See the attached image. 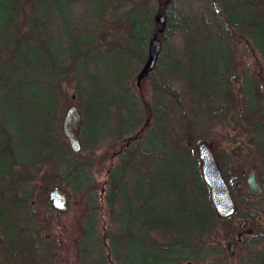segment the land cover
<instances>
[{"label": "trees", "instance_id": "obj_1", "mask_svg": "<svg viewBox=\"0 0 264 264\" xmlns=\"http://www.w3.org/2000/svg\"><path fill=\"white\" fill-rule=\"evenodd\" d=\"M190 1L0 0V264H55L57 246L39 235L33 204L59 215L47 193L60 183L62 189L70 184L68 197L78 194L88 211L76 254L84 263L101 216L115 228L105 231L106 254H98L93 264H174L175 252L191 256L194 242L218 226L225 240L235 237V221L257 229L254 206L264 202L262 193L252 198L232 186L228 171L235 170H227L225 160L232 158L219 151V168L236 209L217 218L192 152L208 139L211 126L235 122L250 139L245 156L259 159L253 169L264 184V114L255 90L229 108L230 79L237 75L231 43L250 41L264 63V0H192L194 10ZM181 2L187 11L178 7ZM155 14L163 15L165 24L157 34L163 37L159 75L150 81L152 100L146 104L127 84L146 56ZM107 16L127 26L125 38L121 29L101 31ZM110 44L139 55L128 60L126 71L115 67L101 76L97 63ZM72 104L82 112L81 149L75 154L60 132L61 116ZM112 154L116 162L104 168L106 189L99 196L103 190L91 169ZM101 172L99 167L96 173ZM251 238L244 235L237 244L252 248L264 241ZM254 264H264V252Z\"/></svg>", "mask_w": 264, "mask_h": 264}, {"label": "rangeland", "instance_id": "obj_2", "mask_svg": "<svg viewBox=\"0 0 264 264\" xmlns=\"http://www.w3.org/2000/svg\"><path fill=\"white\" fill-rule=\"evenodd\" d=\"M192 4V9L195 6V2L190 1ZM178 7L183 8L187 11V8L183 2H181ZM194 10V9H193ZM192 12V10H189ZM193 14V12H192ZM152 32L148 35L146 43L150 40L156 28L153 26L152 17L150 18ZM104 34L106 33H115L118 29H121L122 37L125 38L129 32V29L126 25L121 24L120 22H116L112 19L111 16H107L104 18L103 23L100 25ZM158 39L162 42L163 37L158 36ZM138 40L134 39L131 44L132 46H136ZM170 40H166V44H169ZM121 48V47H120ZM222 51L223 48H220ZM103 50L107 53L104 57L102 63H97V66L100 67L99 74L109 76L110 73L108 69L114 71L115 67L120 68L123 71H126L130 66L131 62L129 59H135L138 57V53L129 54L125 48H119L115 46V44H110L108 46L103 47ZM231 52H232V69L236 74L231 76L229 92L231 94L232 101L229 105V108H237V104L240 99L243 98L244 94L247 90H255L256 92V106L259 109H262L264 114V63L260 60L257 52L253 49L252 43L248 41V43L234 41L231 43ZM141 54V53H140ZM114 59L115 62L111 61ZM122 60L123 65L121 66L117 61ZM145 60V56L143 62ZM142 62V63H143ZM142 63L138 66L140 69ZM103 65H106V69L103 68ZM160 65V63H159ZM159 65H156L154 70L149 73L148 78H145L140 82L139 88L135 87V74L129 80L127 84L128 87L141 95L143 101L146 104H151L152 93H151V85L150 81L152 78H156L159 75ZM105 71V72H104ZM237 78L238 81L235 83L234 79ZM68 95H72V90H67ZM74 103H76L75 99H73ZM75 105V104H74ZM76 106V105H75ZM80 117L82 116V112L79 108H77ZM245 126L246 124L243 123ZM242 125V124H241ZM208 139L205 141L207 144L211 146V152L215 159L217 160V153L223 151L226 156H229L232 159L226 158V164L228 169H234L235 172L228 171L230 175L231 185L234 186L236 183L239 184L240 193H246L245 187V178L247 173L252 170L259 163V159H251L246 157L248 150L251 148L249 137L245 136L244 131L238 125H235V122L230 120L224 121L222 124H216L211 126L208 130ZM231 137L228 139L227 137ZM119 142L115 145L112 150H109L110 153H113L118 149ZM106 147H102L99 151L97 157L101 156ZM112 156L109 160L103 162L100 165H95L92 167V176L93 178L103 186L102 183L106 179V175L104 174V168H107L108 165H114L116 162V158ZM241 155V161L233 162L237 156ZM192 156L196 158V151L192 152ZM96 157L97 162L99 158ZM197 159V158H196ZM240 160V158H239ZM218 161V160H217ZM100 167L103 172L98 175L96 170ZM255 172V171H254ZM256 181L262 187V197L264 198V184L259 182L258 175L255 172ZM264 181V177L262 178ZM59 179H57L58 181ZM59 182V181H58ZM62 183L53 185L52 187H56L59 191L65 192L67 197V209L60 213L59 215H54L53 213H49L48 208L43 207L42 205L33 204L34 213L36 215L35 224L37 225L38 233L42 237H47L49 239H53L56 248L53 249L54 252V261L55 264H93V261H98V254L102 251V254H106V244H108V236L106 234V230L109 229L110 226H107L106 217L98 218V223L95 227L96 235L94 236V244L92 246V251L90 255L86 258L85 263L83 260H78L77 257V246L78 239L81 238V228L84 221L88 218V211L83 208L81 205L83 203V199H80L78 194H74L68 197L72 192V188L70 184H67L64 189L61 187ZM39 184H36V188L38 189ZM106 187H102L99 196H103ZM48 190V191H49ZM34 199H37V190H33ZM40 197V196H39ZM257 211V216L254 218L255 227L257 229H252V238L254 239L257 236L261 238L264 237V202L262 201V205L254 206ZM239 221H235L234 225L236 226ZM224 227V226H223ZM222 227V229H223ZM115 227H110V230L114 232ZM262 232V234H261ZM261 234V235H259ZM259 238V237H258ZM231 240V238H230ZM230 240L224 239V233L218 226L216 232L212 235H205L200 240H196L194 242L195 248L191 249L192 255L184 254L183 251H177L174 253L172 262L174 264H254L255 260L258 257V253L264 252V241L257 246L252 248H244L239 244L235 245L232 249L231 256L228 255L227 250L225 249V245L230 242ZM198 243V244H197ZM200 244H204L207 246H212L213 249L198 251L200 248ZM112 257V256H111Z\"/></svg>", "mask_w": 264, "mask_h": 264}, {"label": "water", "instance_id": "obj_3", "mask_svg": "<svg viewBox=\"0 0 264 264\" xmlns=\"http://www.w3.org/2000/svg\"><path fill=\"white\" fill-rule=\"evenodd\" d=\"M155 24L160 28L156 30L150 40L147 42L145 60L135 75V86L138 88L140 82L144 80L147 75L154 68L156 59L160 53L161 42L157 37V34L162 32V27L165 24V17L160 14H155L152 17ZM237 78L234 79L236 83ZM81 126V117L78 113L75 105H69L65 108L60 119V132L63 136L68 149L72 153H78L81 149L79 139V129ZM196 158L199 161V175L203 184L208 189V200L217 218L225 219L233 215L235 212V204L231 198L229 189L222 176V172L219 168L218 161L215 159L211 152V146L205 141H201L197 144ZM236 189H239V184H235ZM246 193L249 197H258L262 193V187L256 181L255 172L250 170L245 178ZM47 200L50 208L54 212L62 213L67 209V197L65 192L59 191L56 187H52L47 193ZM245 220H241L238 225V231L236 238L225 245V249L229 256L232 254V249L236 243L240 241L241 235H250L251 229L246 228Z\"/></svg>", "mask_w": 264, "mask_h": 264}, {"label": "flooded vegetation", "instance_id": "obj_4", "mask_svg": "<svg viewBox=\"0 0 264 264\" xmlns=\"http://www.w3.org/2000/svg\"><path fill=\"white\" fill-rule=\"evenodd\" d=\"M160 42H161V41H160ZM161 46H162V43H161ZM161 48H162V47H161ZM160 51H161V49H160ZM159 55H160V53H159ZM159 55H158V57H157V59H156V62H155L154 68H155V66H156V64H157V62H158ZM142 64H143V63H142ZM141 66H142V65H141ZM140 68H141V67H140ZM154 68L152 69V71L154 70ZM152 71H151V72H152ZM151 72H150V73H151ZM139 86H140V85H139ZM138 88H139V87H138ZM239 222H240V221H239ZM246 228H247V227H246V225H245L244 228H243V230L246 229ZM249 229H250V228H249ZM241 231H242V230H241ZM241 231H238V229H237V232L235 233V237L231 238L230 242H231L233 239H235L237 233H239V232H241ZM251 235H252V230H251V234H250V236H251ZM242 236H244V235H241V236H240V241H241ZM240 241H239V242H240ZM239 242H238V243H239ZM236 244H237V243H236ZM236 244H235V245H236ZM235 245H234V246H235Z\"/></svg>", "mask_w": 264, "mask_h": 264}]
</instances>
